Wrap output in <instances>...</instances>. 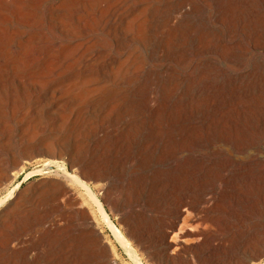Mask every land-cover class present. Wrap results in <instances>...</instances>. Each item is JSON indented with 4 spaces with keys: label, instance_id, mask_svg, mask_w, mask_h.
<instances>
[{
    "label": "bare ground",
    "instance_id": "1",
    "mask_svg": "<svg viewBox=\"0 0 264 264\" xmlns=\"http://www.w3.org/2000/svg\"><path fill=\"white\" fill-rule=\"evenodd\" d=\"M241 56L252 58L251 68ZM220 61L227 64L221 67ZM219 70L226 72L221 80ZM254 84L264 90V0H0V147L6 151L1 153L0 184L25 172V166L10 172L20 158L12 146L14 124L23 155L51 153L56 146L54 157L61 159L33 166L26 176H41L33 185H5L0 226L26 201H40L50 209L47 219L30 224L36 233L69 223L84 232L91 217L122 241L85 179L107 178L114 170L122 181L131 166L135 174L127 184L132 195L146 190L156 196L164 182L174 191L190 190L186 201L179 199L168 228H175L184 211L183 223L192 213L214 231L215 215L206 213L214 206L227 208L224 199L217 204L214 196L204 197L206 182L218 181L221 189L247 184L264 198V151L242 150L252 143L246 137L255 130L241 129L232 138L229 126L232 120L243 125L242 117L255 122L264 115L259 97L250 95ZM45 100L62 121L65 108L75 102L72 130L87 112L94 114L96 153L89 157L76 140L70 151H63L61 140L37 133ZM257 124L252 123L254 129ZM234 140V151L221 145L232 146ZM115 193L106 183L103 200ZM186 233L199 242L206 235L203 229ZM7 235L12 247L24 246L29 237ZM85 258L87 252L78 259Z\"/></svg>",
    "mask_w": 264,
    "mask_h": 264
},
{
    "label": "rangeland",
    "instance_id": "2",
    "mask_svg": "<svg viewBox=\"0 0 264 264\" xmlns=\"http://www.w3.org/2000/svg\"><path fill=\"white\" fill-rule=\"evenodd\" d=\"M240 58L244 62H247L249 68L252 67V58H250V60L249 56H241ZM234 62L235 60L231 61L232 65ZM226 64V61H220L221 67L225 66ZM224 73L219 70V80L226 76V72ZM230 73H233L232 70L228 71V74ZM255 85L257 84L249 87L250 95H254L256 93L255 96L257 98L259 97L258 100L264 105V93H261L264 92V90L260 85V88L258 85ZM74 103L75 102H71L69 106L65 108L66 116L64 121H62L61 119L55 117V115L51 114L49 110L53 109V104L49 103V100H45L43 102V108L41 109V119L39 121L38 128H36L38 130L37 133H41L40 135L48 137L49 139L58 138L61 140L63 143L61 150L63 151H70L73 147V143H75L76 140L77 143L81 144L83 147L81 151H85L88 156L91 157V154L97 152L96 143L98 141L94 132L96 127V117L93 116L94 114L89 110L90 112L86 113L87 119L78 122L73 127V130L70 129L69 120L73 118L70 109L76 107V104ZM242 118L240 122L243 125H238L239 123H235L236 120L229 122L231 131L230 134L232 135V138H234V136L236 138L237 135H240L239 130L241 129L243 132L247 130L251 131V129H253L255 130V137H246L252 138V143L246 144L242 150L245 152L250 149H260L259 151H264V124L262 123L264 122V115L259 119L260 121L257 120L255 122H251L249 118H246V116L243 119ZM246 119H248V121ZM252 123L255 125L258 123L257 127H255L256 129H254ZM261 123L263 127L261 126ZM14 126L12 146L13 150H16L15 153L20 158L19 162L16 164V166H14V170L13 168H10V172L17 171L16 168L19 169L21 166H25V172L19 174L17 178H11L9 182H5L6 184H0V192H2L0 193V198L6 194V192L2 190L5 185H9L10 188L13 187V185L19 183V188L23 189L39 182L41 178L39 175L26 176V173L33 166L49 159L61 160L56 156L54 157L56 146L53 144L52 145L55 147H53V150H50L51 153L46 150H42L43 152L38 150L31 151L30 154H27L28 156H25V154L23 155L21 145H19L21 140L20 137H18L20 135V129L17 124H14ZM243 142L246 143V141ZM258 142H260V144ZM232 143V146H228L223 143L221 145L223 147L229 148L231 151H234L235 146L238 144L235 142V140L232 141ZM239 143H241V141ZM3 151L4 150L2 147H0V165L1 158H3V155L6 153V151ZM1 153H3V155ZM73 168H75V166H73ZM109 171L110 172H108L107 178H104L103 176L92 178L89 176L87 178L89 181L87 179L85 180L89 182V184L94 188V191L96 190V192L99 194L102 205L106 214L108 215V219L110 220L112 226L116 227L118 231H120L122 235V241L116 237L112 228H109L108 226L106 227V225L102 222L93 221L91 217L89 219L88 228L83 229L84 232L76 228L75 225L72 226L71 223H69L70 225H66V228L65 226H57L36 233L34 231V227L30 224L35 221L47 219L48 212L45 211L50 209L49 204L47 202L44 203L40 201H26L24 207L19 208L13 215H10L6 219L5 225L0 226V264H102V262L103 264H187L189 261L191 262L190 264H264V198L262 199L257 196V191L251 187L250 189L252 192H250V189L248 188L249 186L247 184H245L246 187H244L245 185L239 186L235 184H229V186H224L222 189L219 187L218 181H216V183L215 181H209L204 184L202 188V191L205 192L204 197L210 199L209 197L214 196V200L217 204L219 202L221 203V201L224 199V207L227 208L226 211H223L222 209L214 206L212 209H210L212 211L208 210L206 213V215H209L211 212L215 215L217 229L215 228L214 231H209L210 228L206 227L208 221L203 223L201 226L200 220L193 216L191 211H188L191 214L189 218L186 219L185 223L182 222L183 215L185 214L183 211V214L179 217L175 224V228L170 229L168 228V222L174 217L177 209L176 206L179 205L178 202L180 200L186 201L190 190L188 191L187 188H183L180 191H174L171 187L166 186L164 182L163 185H158L156 188V196H148L149 194L146 190L139 195H132L129 191V186L127 183L128 180H130L129 177H132L135 174V172H133V167L127 166L125 168L122 175V181L118 179V173H116L114 170ZM106 183H108L110 187H114L117 194L115 193L110 195L108 200L104 201L103 190ZM261 191H264V188L261 189ZM5 206L6 204L0 206V213L5 208ZM84 208L87 211L89 209L88 207ZM181 208H183V206ZM93 209H96V207L94 206ZM21 221L25 223L24 226H19ZM123 222H125V224ZM18 223L20 224L18 225ZM10 225L16 230L14 228V231L10 229L12 228ZM44 226L46 225L44 224ZM92 229L94 231H91ZM196 229H203L206 234L205 239L201 240L200 242L195 241L194 236L186 233L188 231L192 233L193 230ZM9 232L15 234H25V236L28 235L29 237L27 243H25L24 246L16 245L12 247L13 241L10 243L6 241L8 238L7 234ZM86 232H88L89 235L86 236ZM80 237L83 239L82 241ZM206 240L207 243L204 242ZM87 241H89V243ZM124 244L125 246H123ZM79 246L80 248H78ZM101 251L104 253H101ZM84 252H87V258H85L84 261H80L78 258L80 257V254H83Z\"/></svg>",
    "mask_w": 264,
    "mask_h": 264
}]
</instances>
